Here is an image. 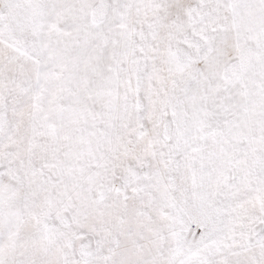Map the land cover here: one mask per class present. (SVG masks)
Instances as JSON below:
<instances>
[{"label": "snow or ice", "instance_id": "snow-or-ice-1", "mask_svg": "<svg viewBox=\"0 0 264 264\" xmlns=\"http://www.w3.org/2000/svg\"><path fill=\"white\" fill-rule=\"evenodd\" d=\"M0 264H264V0H0Z\"/></svg>", "mask_w": 264, "mask_h": 264}]
</instances>
